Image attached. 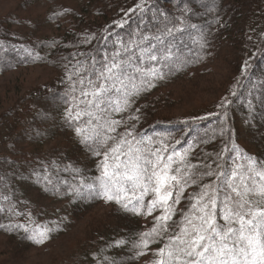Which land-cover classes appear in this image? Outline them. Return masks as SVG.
<instances>
[{"label": "trees", "instance_id": "obj_1", "mask_svg": "<svg viewBox=\"0 0 264 264\" xmlns=\"http://www.w3.org/2000/svg\"><path fill=\"white\" fill-rule=\"evenodd\" d=\"M139 2L88 0L76 14L75 22H57L67 11L57 14L56 9L45 12L37 24L30 20L20 22L14 12L0 16V76L29 66H47L53 74L0 114V225L4 226L0 227V235L6 237L8 254H20L23 258L29 249L41 248L65 233L68 223L81 221L85 222L84 236L73 242L74 252L52 264H151V251L134 258L132 244L139 233L152 226V217L126 213L119 205L98 197H75L65 192L69 184L89 181L99 175L98 159L65 121L68 107L64 96L67 90L65 65L70 61L74 63V57L84 59L87 54L102 49L105 44L102 37L109 31L126 35L127 26L121 29L115 26L116 22H123L127 18L125 14H130ZM148 2L174 15L187 7L191 10L186 13L187 22L206 32L210 28V35L208 47L202 50L196 42L195 29L177 34L176 54L183 63L176 68H164V79L136 97L133 107L139 109L138 131L163 141L170 149L182 151L195 145L192 157L196 163L197 153L219 152L225 143L227 137H210L223 119L217 116L223 111L220 105L228 100L231 103L225 106L231 139L244 154L264 163V55L261 54L264 50V0ZM216 20L221 23H215ZM51 24L59 26L58 31H46V26ZM132 27L135 28V24ZM78 53L83 55L77 56ZM208 58L216 64L227 62L226 68L231 70L230 80L223 88L220 86L222 94L189 114H181V111L171 114L176 101L159 95L158 90L185 77ZM245 61L247 69L242 72ZM233 92L236 95H232ZM249 100L252 109H249ZM201 140L209 142L199 143ZM238 161L244 162L242 157H238ZM30 195H33L31 199ZM43 198L65 203L63 227H59L60 219L56 225L33 206L34 200ZM41 232L46 238L43 243H36L31 237L39 238Z\"/></svg>", "mask_w": 264, "mask_h": 264}, {"label": "snow or ice", "instance_id": "obj_2", "mask_svg": "<svg viewBox=\"0 0 264 264\" xmlns=\"http://www.w3.org/2000/svg\"><path fill=\"white\" fill-rule=\"evenodd\" d=\"M190 11L185 7L174 15L140 0L116 22L121 29L127 26L126 35L109 31L102 49L65 65V121L98 159L99 169V175L69 184L65 192L152 217V226L132 244L134 258L151 251V264H264V163L231 139L225 106L231 101L220 105L217 116L223 119L210 137H227L225 143L219 152L197 153L196 163L195 145L170 149L137 128L136 97L164 79V68L183 63L176 54L177 34L195 29L199 47H208L210 28L189 24ZM246 69L247 61L241 71ZM248 106L252 109L251 100ZM31 238L43 243L46 236ZM154 244L160 246L152 249Z\"/></svg>", "mask_w": 264, "mask_h": 264}, {"label": "rangeland", "instance_id": "obj_3", "mask_svg": "<svg viewBox=\"0 0 264 264\" xmlns=\"http://www.w3.org/2000/svg\"><path fill=\"white\" fill-rule=\"evenodd\" d=\"M27 1L29 0H0V16L7 12H14L17 13L20 22L24 23L25 20H30L33 24H37V21L44 18L45 12L56 9L57 14L67 11L57 22L70 20L75 22L76 14L80 13L88 0H33L23 4ZM58 28L59 26L51 24L50 27L46 26L45 30L55 31L57 29L58 31ZM62 28L63 26L60 27V29ZM221 65L225 67L222 68ZM226 66H228L227 62L216 64L208 58L185 77L161 87L158 94L176 101V106H174V110L172 109L171 114L176 115L175 113L178 114L179 111L182 112L181 114H189L200 108L201 105L207 106L220 97L222 94L220 86L223 88L222 86L230 80L232 74ZM50 76H53L52 70L47 66H29L2 74L0 76V114L30 88L39 85ZM32 197L33 195H30L29 198ZM33 206L44 212V218L53 219L56 225L57 219H60L59 227H63V216L67 210L64 202L57 201L55 198H43L34 200ZM84 223L81 221L68 223L64 228L65 233L56 236L41 248L29 249L23 258L20 257L22 256L20 254V256L8 254L5 250L8 244L6 237L0 235V264H52L57 260L62 261L74 252L73 242L83 238Z\"/></svg>", "mask_w": 264, "mask_h": 264}]
</instances>
